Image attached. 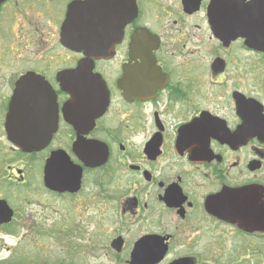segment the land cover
Instances as JSON below:
<instances>
[{
    "label": "flooded vegetation",
    "instance_id": "af4514ba",
    "mask_svg": "<svg viewBox=\"0 0 264 264\" xmlns=\"http://www.w3.org/2000/svg\"><path fill=\"white\" fill-rule=\"evenodd\" d=\"M253 1L0 0V168L21 205L1 233L51 222L64 264H132L142 240L166 246L157 264H219L231 236L264 261V46L222 24ZM239 193L252 230L227 220Z\"/></svg>",
    "mask_w": 264,
    "mask_h": 264
},
{
    "label": "rangeland",
    "instance_id": "374dc122",
    "mask_svg": "<svg viewBox=\"0 0 264 264\" xmlns=\"http://www.w3.org/2000/svg\"><path fill=\"white\" fill-rule=\"evenodd\" d=\"M5 167L0 168V190L9 200L10 205L14 208L18 207L17 211H19L21 205L15 203L12 197L13 190L7 186L5 180H2V176L8 172ZM23 208L40 210V207L35 205L26 206L25 204ZM44 214L41 213V215ZM36 220L33 219L30 224L32 231L26 234L21 229V217L19 215L17 220L7 227V232L1 233L0 231V264H64L59 261L64 260L67 253L66 251L63 253L61 240L53 236V234H59V232L54 230L51 222H39ZM110 226L109 223L107 227L110 228ZM23 233L25 237L22 236ZM64 234L66 233L64 232ZM71 238H77V236L72 235ZM228 241L227 253H222V259H217L220 262L219 264H264V261L260 260V255L256 252H251L249 255L247 251L240 250L243 245L242 238L231 236ZM69 242L71 245L72 239H69ZM70 247L73 250V247ZM79 257L82 260L86 258L83 254L79 255ZM98 261L101 262L100 264H123L117 263L110 253L103 254L102 260Z\"/></svg>",
    "mask_w": 264,
    "mask_h": 264
},
{
    "label": "water",
    "instance_id": "95a60500",
    "mask_svg": "<svg viewBox=\"0 0 264 264\" xmlns=\"http://www.w3.org/2000/svg\"><path fill=\"white\" fill-rule=\"evenodd\" d=\"M250 5H254L250 12H236L227 11L226 18L222 20L223 28H226L232 34L236 36H246L252 41L260 40V44L264 46V0H254ZM220 21V18L218 19ZM259 42V41H258ZM87 66L82 64L78 69H86ZM101 106H98L92 111L98 112ZM72 123L78 127L80 122L72 119ZM45 182L49 188L64 191L67 189V178L65 176L64 167L58 166L55 160H52L51 164H47L45 168ZM233 202L240 201L242 208L236 211L235 215H227V220L231 222H237L241 224V228L252 230L249 227H243L242 223L246 226L250 223L258 222V214L250 209L252 205V197L248 193H239L229 195L227 197ZM14 211L9 206L8 202L4 199H0V224L9 223L13 220ZM256 229V227H255ZM120 240H116L119 243ZM144 240L140 242L132 253V264H157L165 256L167 252L166 246L156 247L152 251H143L142 246ZM118 246V245H117ZM171 264H195L193 258H181L174 261Z\"/></svg>",
    "mask_w": 264,
    "mask_h": 264
}]
</instances>
